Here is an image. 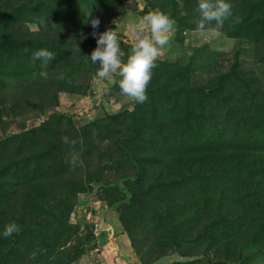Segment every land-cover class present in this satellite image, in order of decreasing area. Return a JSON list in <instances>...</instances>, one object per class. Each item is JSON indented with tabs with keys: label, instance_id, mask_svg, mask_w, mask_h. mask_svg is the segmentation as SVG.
Wrapping results in <instances>:
<instances>
[{
	"label": "rangeland",
	"instance_id": "rangeland-1",
	"mask_svg": "<svg viewBox=\"0 0 264 264\" xmlns=\"http://www.w3.org/2000/svg\"><path fill=\"white\" fill-rule=\"evenodd\" d=\"M198 2L0 0V264H264V0L219 34ZM156 9L174 33L136 104L85 60L91 20L126 60Z\"/></svg>",
	"mask_w": 264,
	"mask_h": 264
},
{
	"label": "clouds",
	"instance_id": "clouds-1",
	"mask_svg": "<svg viewBox=\"0 0 264 264\" xmlns=\"http://www.w3.org/2000/svg\"><path fill=\"white\" fill-rule=\"evenodd\" d=\"M197 11L200 17L196 21L197 30L210 34H219L225 21L233 15L232 5L228 0H199ZM236 22H240L238 17ZM39 24L46 30L44 19H41ZM99 25V18L91 20L94 30L91 35L96 38V47L90 57L84 55L85 60L90 59L94 65L99 64L97 79L104 81L117 74L121 77L119 88L122 94L136 104L145 103L148 100L147 89L152 80L153 69L157 67L156 61L174 33L175 21L159 9L138 18L131 24L133 43L126 60L123 59L125 53L121 49L117 30L109 28L98 34L96 29ZM55 58L56 55L46 48L33 53V59L41 60L45 67ZM39 75L47 79L48 73L42 71ZM20 230L16 222H11L5 226L3 235L7 238L14 233L18 234Z\"/></svg>",
	"mask_w": 264,
	"mask_h": 264
}]
</instances>
